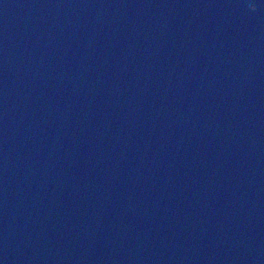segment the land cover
<instances>
[{
    "label": "water",
    "instance_id": "95a60500",
    "mask_svg": "<svg viewBox=\"0 0 264 264\" xmlns=\"http://www.w3.org/2000/svg\"><path fill=\"white\" fill-rule=\"evenodd\" d=\"M0 264H264V0H0Z\"/></svg>",
    "mask_w": 264,
    "mask_h": 264
}]
</instances>
